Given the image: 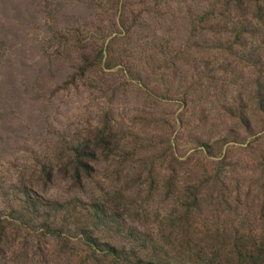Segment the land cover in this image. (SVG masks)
<instances>
[{"label": "rangeland", "instance_id": "1", "mask_svg": "<svg viewBox=\"0 0 264 264\" xmlns=\"http://www.w3.org/2000/svg\"><path fill=\"white\" fill-rule=\"evenodd\" d=\"M180 245L264 264V0H0V264Z\"/></svg>", "mask_w": 264, "mask_h": 264}, {"label": "trees", "instance_id": "2", "mask_svg": "<svg viewBox=\"0 0 264 264\" xmlns=\"http://www.w3.org/2000/svg\"><path fill=\"white\" fill-rule=\"evenodd\" d=\"M80 155L83 156L84 153H82ZM81 161H83V160L79 159L78 163ZM75 173H76V175H75L76 178H78V174H77L78 171H76ZM80 235L82 237H84L88 242H91L92 240L97 241L96 234H95V232H91V229L81 230ZM183 244H185V243H183ZM180 247L182 249L178 251L179 254L178 255L174 254L173 264H192V263H190V257L187 254H184L185 251H189V248L188 247H182V245H180ZM211 248H213V247H209V253H208L209 256H206L205 258L204 257L201 258V255L198 254L196 256V259L194 260L193 264H196L197 262H198L197 264H210V262H213L212 256L214 255L215 250L212 249V253H211V251H210ZM87 249H90V247L88 246ZM165 257H166V254H165ZM92 258L96 261L95 254L92 255ZM206 262H208V263H206ZM108 264H115V262H111ZM116 264H130V262L127 259L120 258L119 263H116Z\"/></svg>", "mask_w": 264, "mask_h": 264}]
</instances>
